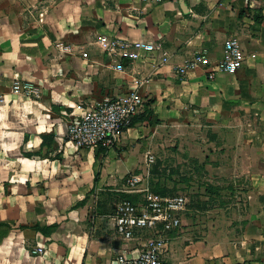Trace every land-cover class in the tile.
Here are the masks:
<instances>
[{"label":"crops","instance_id":"crops-1","mask_svg":"<svg viewBox=\"0 0 264 264\" xmlns=\"http://www.w3.org/2000/svg\"><path fill=\"white\" fill-rule=\"evenodd\" d=\"M231 35L245 58L220 70ZM112 39L160 47L121 60ZM202 49L208 66L181 76ZM14 77L41 94L11 92ZM130 87L144 103L113 146L66 139L69 120ZM190 162L206 202L166 232L168 264H264V0H0V264H113L136 243L115 231L111 196L151 163Z\"/></svg>","mask_w":264,"mask_h":264},{"label":"built area","instance_id":"built-area-1","mask_svg":"<svg viewBox=\"0 0 264 264\" xmlns=\"http://www.w3.org/2000/svg\"><path fill=\"white\" fill-rule=\"evenodd\" d=\"M105 40V37H101ZM160 47L145 39H121L107 42L106 49L117 54L121 60L139 59ZM83 55L87 52L83 51ZM245 53L238 38L234 35L224 39L223 54L217 62V68L233 71L244 61ZM163 60L166 56L162 57ZM208 66L207 51H196L193 56L176 66V71L184 76L187 70L198 64ZM116 67L123 69V62ZM214 76V69H208V77ZM11 92L37 97L40 87L31 79L14 77ZM144 98L136 87L128 88L121 96H106L99 103L88 107L79 116L67 123L66 139L76 146L89 148L113 146L122 129L143 106ZM153 160V156L149 155ZM136 178H127L128 185H134ZM187 205L185 192L161 194L154 191L144 193L141 199L121 198L115 202L113 224L115 231L126 240H135L132 248H120L113 257V264H168L166 251L169 239L168 230L181 223V215ZM35 252H43L42 246L34 248Z\"/></svg>","mask_w":264,"mask_h":264},{"label":"rangeland","instance_id":"rangeland-1","mask_svg":"<svg viewBox=\"0 0 264 264\" xmlns=\"http://www.w3.org/2000/svg\"><path fill=\"white\" fill-rule=\"evenodd\" d=\"M201 177L202 167L197 163H151L146 170V175L141 185L127 188L125 192L114 193L115 197L111 196V201H109L105 210L112 212L117 200L121 198L138 199L148 191L166 194L185 192L187 195V206H197L199 208L204 201L206 202L202 197L203 193L196 191V187L202 185ZM230 198L229 202L233 200L232 197Z\"/></svg>","mask_w":264,"mask_h":264},{"label":"trees","instance_id":"trees-1","mask_svg":"<svg viewBox=\"0 0 264 264\" xmlns=\"http://www.w3.org/2000/svg\"><path fill=\"white\" fill-rule=\"evenodd\" d=\"M129 123H130V122H129ZM47 138L49 139V135L45 134L44 137H43V142H44V143H45V140H46ZM38 151H39V150H38ZM39 152H40V151H39ZM205 186H206V189H208V191H210V189H209V185H208L207 183L205 184ZM122 192H125V191H122ZM160 193H162V194H166V193H163V192H160ZM128 199H130V198H128ZM131 200H134V199H131Z\"/></svg>","mask_w":264,"mask_h":264}]
</instances>
